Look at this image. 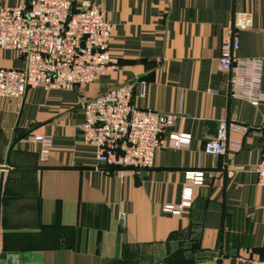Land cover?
<instances>
[{
  "label": "crops",
  "instance_id": "obj_1",
  "mask_svg": "<svg viewBox=\"0 0 264 264\" xmlns=\"http://www.w3.org/2000/svg\"><path fill=\"white\" fill-rule=\"evenodd\" d=\"M24 1L0 0V9ZM94 2L113 25L109 50L120 69L74 90L32 87L21 100L0 98V254H26L39 264L264 260V188L255 171L264 103L232 98L219 68L239 12H252L254 25L236 33L238 56L264 59V0ZM23 66L18 53L0 50V67ZM135 80L147 81L148 90L139 98L137 84L134 105L177 114L163 136L188 134L191 142L159 149L153 168L133 175L98 163L80 127L84 101ZM223 123L254 129L243 137L230 132L242 139L240 152L205 154ZM28 135L53 137L46 162L38 144L24 141ZM194 170L205 172V182L194 189L192 205L181 216L165 214V206L180 203L185 173Z\"/></svg>",
  "mask_w": 264,
  "mask_h": 264
},
{
  "label": "built area",
  "instance_id": "obj_2",
  "mask_svg": "<svg viewBox=\"0 0 264 264\" xmlns=\"http://www.w3.org/2000/svg\"><path fill=\"white\" fill-rule=\"evenodd\" d=\"M76 8L72 0H26L15 7L0 9V50L14 51L24 61L22 68L0 67V98L21 100L32 87L46 91L74 90L95 83L120 69L119 58L109 50L113 25L94 0H81ZM254 25L252 12L236 15L232 38L221 46L219 68L228 77L229 94L258 107L264 103L262 78L264 59L240 58L237 32ZM139 98H145L148 82L135 80L115 87L81 104L84 122L80 127L83 142L95 149L98 163L140 174L154 166L161 148H183L191 142L188 134L164 132L172 128L177 114L139 108L133 103L136 86ZM254 128L223 123L215 139L204 146V153L221 156L243 148L240 138ZM262 156L255 171L257 186L264 188V126L261 127ZM25 142L40 146V161L46 162L53 148L51 135H28ZM237 167L236 170H243ZM205 182L201 170L185 173L179 204L165 206V214L181 216L192 205L194 189ZM252 264H264V260Z\"/></svg>",
  "mask_w": 264,
  "mask_h": 264
},
{
  "label": "water",
  "instance_id": "obj_3",
  "mask_svg": "<svg viewBox=\"0 0 264 264\" xmlns=\"http://www.w3.org/2000/svg\"><path fill=\"white\" fill-rule=\"evenodd\" d=\"M3 170L6 167H2ZM3 181L0 179V182ZM2 186L0 185V209H1V199H2ZM122 225V220L120 222ZM0 264H39L37 260L32 259L30 256L26 254L16 255V254H8V255H1L0 254Z\"/></svg>",
  "mask_w": 264,
  "mask_h": 264
},
{
  "label": "trees",
  "instance_id": "obj_4",
  "mask_svg": "<svg viewBox=\"0 0 264 264\" xmlns=\"http://www.w3.org/2000/svg\"><path fill=\"white\" fill-rule=\"evenodd\" d=\"M166 262H167V261H166ZM166 262H165V263H166Z\"/></svg>",
  "mask_w": 264,
  "mask_h": 264
}]
</instances>
